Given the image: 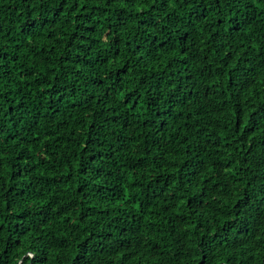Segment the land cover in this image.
I'll use <instances>...</instances> for the list:
<instances>
[{"label":"trees","instance_id":"16d2710c","mask_svg":"<svg viewBox=\"0 0 264 264\" xmlns=\"http://www.w3.org/2000/svg\"><path fill=\"white\" fill-rule=\"evenodd\" d=\"M0 264H264V0H0Z\"/></svg>","mask_w":264,"mask_h":264}]
</instances>
